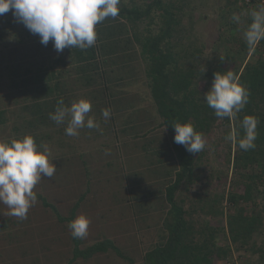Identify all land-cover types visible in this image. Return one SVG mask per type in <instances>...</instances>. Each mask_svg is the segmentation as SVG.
<instances>
[{
	"label": "crops",
	"instance_id": "1",
	"mask_svg": "<svg viewBox=\"0 0 264 264\" xmlns=\"http://www.w3.org/2000/svg\"><path fill=\"white\" fill-rule=\"evenodd\" d=\"M96 32L89 58L78 59L68 48L59 57L63 64L45 62L47 89L37 101L43 104L42 120L27 128L26 135L50 150L56 172L52 178H42L49 182L50 199L61 209L72 202L73 215L88 217L90 228L95 220L105 222L98 225L99 235L122 237V242L153 240L163 246L167 239L164 221L170 210L166 189L179 171L178 161L130 23L123 17H110L96 25ZM81 98L91 102L89 116L100 128H82L78 136H68L67 121L57 125L49 114L58 100L70 106ZM103 109L111 112L107 120ZM14 138L21 137L14 133L10 140ZM105 149L110 153L105 154ZM102 198L107 206L99 205Z\"/></svg>",
	"mask_w": 264,
	"mask_h": 264
},
{
	"label": "trees",
	"instance_id": "2",
	"mask_svg": "<svg viewBox=\"0 0 264 264\" xmlns=\"http://www.w3.org/2000/svg\"><path fill=\"white\" fill-rule=\"evenodd\" d=\"M132 1L131 6H127L128 3L124 0L118 5L120 9L118 16L126 19L131 27L143 17L149 16L153 7L161 11L159 31L152 35L147 30L149 34L140 38L135 32L134 39L139 43L146 64V75L151 83L152 97L170 137L179 165V171L173 183L166 189V201L170 207L164 221L167 239L162 247L152 249L145 254L143 264H210L213 255L217 261L223 262L227 261L233 252L238 257L246 255L249 260L253 256H257L258 261L264 264V239L261 244H258L255 238L256 235L264 236L263 217L260 211L247 208L248 204H254L255 196L253 193L257 191L258 182L264 178V40L259 41L254 48H249L244 39V32L251 23L250 13L258 9L241 5L249 12L246 19L241 18L247 27L239 30L241 37L236 38L232 35V37L227 38V43L231 45L224 54H215L214 58L204 60L203 57L199 56V51H192L189 54H184L181 59L183 62H180V55L178 56L172 50L170 44L171 38L179 35L180 22L176 16L179 8H174L172 2H168L167 5L161 0H144L145 4L143 3L141 7L135 5L134 0ZM230 27L232 28L231 32L234 33L238 28L237 22L233 20ZM163 43L164 46L162 47ZM71 50V53L78 59L88 57L91 54L89 48L86 50L72 48ZM59 57L52 58V63L61 62L63 64L64 59ZM235 62L236 64L233 66L232 63ZM226 71H232L239 78V83L250 92L248 103L244 109L237 113L235 119L217 118L213 109L209 108L203 101L204 94L211 87L214 73ZM10 73L13 76L10 81V89L13 93L17 92L22 96V102L26 101L20 109L21 114H24L23 117L20 115L21 127L18 126L14 129V133L23 137L26 135L27 128L31 129V127L37 126L42 120L43 104H39L37 101L47 89L44 81L46 72L43 68H36L34 70L25 69L20 74L16 71ZM57 104L55 107L58 106ZM5 114V109L0 108L1 126L6 123ZM245 116H254L258 120L256 129L258 135L254 149L243 151L232 142L235 150L232 155L229 152L225 158V162H231L232 167L243 179L240 184L235 185V187H241L240 192L231 193L226 198L230 205V211L232 210V213L225 217V228L230 245L216 246V231L213 228H207L206 233L202 234L203 239L194 242L190 225L184 219L185 212L180 203L176 202L174 195L183 182L186 184L192 182L198 153H189L183 145L174 142L175 133L172 125L176 122L181 124L190 122L197 132L205 134L211 129L213 122L222 120L226 128V136L232 128H239L240 122ZM240 132L243 135L242 129ZM225 180L226 177L221 179L223 183ZM37 198L43 207L54 212L58 222H67L68 224L73 220V211L69 217L62 218L56 208L47 203L42 196L37 195ZM223 199L222 195H219L218 198L215 195L211 203L216 205L221 203ZM238 203L241 205L239 206ZM209 209L213 210L211 211L213 215L223 216L222 208L217 206L214 209L210 206ZM4 221L8 222L7 219ZM5 227V223H0V239L2 237L12 238L8 233H1ZM221 230L224 229L221 227ZM72 242L74 247L71 261L77 258L87 260L97 253L103 254L111 250L128 264H133V261L120 252L108 239L84 249L79 248V239L72 238ZM3 254L4 251L0 250L1 260ZM249 260L241 264H252ZM232 264L236 263L233 262Z\"/></svg>",
	"mask_w": 264,
	"mask_h": 264
},
{
	"label": "rangeland",
	"instance_id": "3",
	"mask_svg": "<svg viewBox=\"0 0 264 264\" xmlns=\"http://www.w3.org/2000/svg\"><path fill=\"white\" fill-rule=\"evenodd\" d=\"M122 1L120 0V2ZM124 1L128 3L127 6L133 4L132 0ZM134 1L135 5L139 7L143 3L145 4L144 0ZM161 1L167 5L168 2H172L174 8H179V12L176 14L180 22L179 35L172 37L170 44L172 50L178 56L180 55V62H183L181 59L184 54H189L192 51H199V56L203 57L204 60L214 58L215 54H224L231 45L227 43V38L232 37V35L236 38L242 36L239 30L244 28L246 23L241 18L246 19L249 13L247 12L248 9L241 6L239 0ZM160 14L161 11L153 7L149 16L143 17L142 20L137 21V24L133 25L134 33L136 32L139 38L149 34L147 30L155 35L160 28ZM234 15L239 17V23H237L238 28L232 33L230 24L234 20ZM150 21L152 22L150 23ZM61 55L62 51L57 52L51 40L47 45L41 44L39 36L31 33L22 23L18 22L13 17L11 10L0 15V108L6 111L4 116L6 123L0 125V141H8L12 137L13 128L21 123L20 109L22 104L26 102H22V96L19 93H13L10 89V81L13 78L10 72L16 71L20 74L25 69L43 68L48 59ZM235 64L236 62L232 63L233 66ZM18 116L19 119L15 123ZM23 129L25 128L23 127ZM225 130L223 121L216 120L211 125V129L203 134L207 147L196 155L198 159L193 170V180L187 184L183 182L174 195L176 202L180 203L185 212L184 219L190 225L194 242L203 239L202 234L206 233L207 228H213L216 231L215 243L218 247L230 245L225 228V217L232 213V210L230 211V205L226 198L231 193H239L241 187H235V185L243 181L239 173L232 167L231 162H225L226 155L229 152L232 155L235 150L232 142L225 140ZM224 177L226 180L223 183L221 179ZM48 185L49 182L41 177V181L34 188V192L56 208L62 218L69 217L73 210L71 209L73 203L66 204L69 206L61 209V205L50 199L53 197L48 194L50 190ZM253 194L255 196L254 204H248L247 208L260 211L264 224V178L258 182L257 191ZM215 195L217 198L222 195L224 199L221 203L212 205V198ZM62 197L68 198V196ZM103 200L102 198L101 204H99L101 207L107 206L106 203L102 202ZM238 205L240 206L241 203ZM210 206L214 209L217 206L222 208L223 216L213 215L211 213L213 210L209 209ZM73 208L75 210V206ZM8 211L7 206L0 203V223L6 224L1 233H8L12 236L10 239L6 237L0 239V250L4 251L2 264H128L111 250L103 254L97 253L87 260L77 258L71 261L74 244L67 222H58L54 212L43 207L38 198L37 203L28 210L25 220L8 215ZM135 214L138 216V212ZM75 218L74 216L73 219ZM6 219L8 220L7 223L4 221ZM153 219L154 215L152 214V220L149 222L151 223ZM93 223L96 225L89 227L88 235L84 239H79L80 249L112 238L114 246L129 257L133 264H143V259L148 251L162 247V242L156 243L153 240L148 243H139L133 238L130 242H122V237L118 240L113 238V235H99L98 225L105 222L95 220ZM221 227L224 229L223 231ZM263 237V235L255 236L258 244H261ZM8 241L10 242L8 243ZM248 258L246 255L238 257L233 252L227 261L219 262L213 255L210 264H232L233 262L241 264L249 260ZM249 261L252 264H261L257 256H253Z\"/></svg>",
	"mask_w": 264,
	"mask_h": 264
},
{
	"label": "clouds",
	"instance_id": "4",
	"mask_svg": "<svg viewBox=\"0 0 264 264\" xmlns=\"http://www.w3.org/2000/svg\"><path fill=\"white\" fill-rule=\"evenodd\" d=\"M119 4L120 0H0V15L11 10L18 22L39 36L41 44L47 45L51 40L57 52L66 47L86 50L96 44V25L107 18H116ZM250 16L251 23L244 32V39L249 48H254L264 40V7L252 11ZM233 19L239 23L238 16L234 15ZM249 96L248 89L239 83L232 71L216 72L203 101L217 118L235 119L248 103ZM57 103L49 118L57 125L67 121L66 135L78 136L82 128L99 130V124L89 116L92 109L89 100L81 98L70 106H65L63 99ZM101 114L107 120L111 112L103 109ZM257 124L254 116H245L239 128H232L225 140L243 151L254 149ZM172 126L174 142L183 145L189 153H200L207 147L204 135L197 132L192 123L176 122ZM109 153L110 149H105V154ZM49 157V148L38 146L31 135L0 141V203L7 206L8 215L27 219L28 210L37 203L34 188L42 176L52 178L56 172ZM89 224V218L81 214L67 226L72 238L84 239Z\"/></svg>",
	"mask_w": 264,
	"mask_h": 264
},
{
	"label": "built area",
	"instance_id": "5",
	"mask_svg": "<svg viewBox=\"0 0 264 264\" xmlns=\"http://www.w3.org/2000/svg\"><path fill=\"white\" fill-rule=\"evenodd\" d=\"M241 5L254 7L259 9L260 7H264V0H239Z\"/></svg>",
	"mask_w": 264,
	"mask_h": 264
}]
</instances>
